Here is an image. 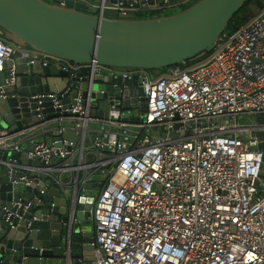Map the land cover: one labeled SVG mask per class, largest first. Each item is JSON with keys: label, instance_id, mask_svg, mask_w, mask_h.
Listing matches in <instances>:
<instances>
[{"label": "built area", "instance_id": "built-area-1", "mask_svg": "<svg viewBox=\"0 0 264 264\" xmlns=\"http://www.w3.org/2000/svg\"><path fill=\"white\" fill-rule=\"evenodd\" d=\"M80 1L102 15L107 9L119 15L148 6L145 0ZM188 1L156 0L149 8ZM1 36L0 28V71L5 73L0 98L19 95L5 91L15 82L14 57H26V63L37 58L70 76L61 89L24 93L26 109L14 117L20 124L0 127V169L6 167L8 180L10 171L21 172L4 192L17 190V179L32 183L36 190L22 203L25 212L30 204L44 206L40 195L55 182L69 227L79 221L74 216L78 195L95 191L87 214L89 253L70 256L66 231L61 262L42 264H264V2L233 29H223L210 50L156 73L75 63ZM134 73L145 108L131 122L124 119L131 107H121L120 100L139 102L122 93L133 85L100 78L92 89L91 83L96 74L122 78ZM73 80L85 86H74ZM105 84L111 90L106 116L90 115V93L103 92ZM71 90L74 94L63 101ZM43 96L52 107L49 116L41 110ZM241 116L249 121L240 122ZM65 131L76 138L63 136ZM86 182L99 185L87 187ZM54 203L49 201V209ZM20 204L11 196L1 204L9 224L21 215Z\"/></svg>", "mask_w": 264, "mask_h": 264}, {"label": "water", "instance_id": "water-1", "mask_svg": "<svg viewBox=\"0 0 264 264\" xmlns=\"http://www.w3.org/2000/svg\"><path fill=\"white\" fill-rule=\"evenodd\" d=\"M91 1L99 3L101 0ZM119 1L127 3L131 0ZM145 1L149 4L156 2V0ZM242 2L243 0H195L172 13L137 17L134 12H125L114 17L95 13L94 7L87 6L80 0H0V28L6 38L13 43L26 44L38 51L75 63L94 61L103 65L145 68L151 71L175 64L181 59H195L201 51L210 50L213 40L224 29L227 20ZM14 58L18 60L15 64V82L13 85L5 86V91L14 90L19 95L0 98V127L8 125L11 128L20 124V120H14V117L19 115V109L23 111L26 109L24 93L61 89L70 79V76L66 77V71L48 64L42 65L37 58L27 63L26 57ZM9 62L10 59L7 64ZM4 75V71L1 70L0 83ZM54 75L62 80L58 85L53 84ZM100 78L106 81L121 80L127 85H133L124 88L122 93L137 97L139 102L129 104L134 97L131 99L125 97L120 100V105L132 108L131 115L125 116V120L137 121L143 114L145 97L140 86L136 85V73L122 78L120 75L112 77L96 74L91 83L92 89L98 86L97 80ZM71 84L85 86V81L73 80ZM103 88L104 91L101 93L94 91L90 93L89 98L92 101L90 115L106 116L111 90L108 84ZM73 94L74 90H71L63 101ZM41 98L40 104L43 105L41 110L45 112V116L51 115L49 98L46 96ZM16 103L20 107L15 106ZM115 103L118 105L117 101ZM34 105V102L29 104L30 113L35 112ZM31 119L35 120L33 116ZM62 135L76 138L73 131H65ZM30 147V144L25 146V148ZM19 158L28 161L24 154H19ZM20 173L19 170L10 171L9 180ZM9 180L6 167L2 166L0 169V262L8 264L9 260H13L20 264H40L41 258L52 256L59 258L62 255L66 231H69L70 256L78 255L80 250L89 253L90 219L87 214L93 198L91 194L78 195L74 216L79 218V221L72 222L67 227L68 213L65 212L64 198L59 195L58 185L55 182H51L45 193L40 195L44 200V206L33 209V205L30 204L25 212H21L22 203L36 189L32 183L22 185L17 179V190L12 193L4 192L11 187ZM98 185V182L85 184L87 187ZM10 196L21 201L16 209L21 215L11 217V225L3 219L1 209V204ZM51 200L55 203L49 209ZM31 215H34V218H31ZM27 219L28 224H26ZM84 257L89 259L90 255Z\"/></svg>", "mask_w": 264, "mask_h": 264}, {"label": "trees", "instance_id": "trees-1", "mask_svg": "<svg viewBox=\"0 0 264 264\" xmlns=\"http://www.w3.org/2000/svg\"><path fill=\"white\" fill-rule=\"evenodd\" d=\"M195 0H190L187 3L183 4L181 8L189 5L190 3L194 2ZM252 0H243L242 4L240 5V7L237 9V11L235 13H233L229 19L227 20V22L225 23L224 29H228L231 30L233 29L235 26H237L239 23H241L244 19L247 18V12L248 11H256L257 8L259 7L257 5L256 9H248V6L250 7V2ZM259 2V1H258ZM262 2H259V5ZM162 8H156V9H152L151 11H149V13L147 15L144 16H140L137 15L138 10H133L134 13H136V16L138 17H146V16H150V15H157V14H164L165 12L161 11ZM112 16L116 17L118 16L117 13L112 14ZM188 60V59H187ZM163 67L160 68H156V69H162ZM83 70H85V68H82ZM260 147H263V144H260Z\"/></svg>", "mask_w": 264, "mask_h": 264}, {"label": "rangeland", "instance_id": "rangeland-1", "mask_svg": "<svg viewBox=\"0 0 264 264\" xmlns=\"http://www.w3.org/2000/svg\"><path fill=\"white\" fill-rule=\"evenodd\" d=\"M261 1L262 3L264 2V0H252L250 2V7L248 6V9H256L257 5L259 6V2ZM183 4H177V5H173V6H168V7H163L161 11L165 12V13H172V12H175V11H178L179 9H181ZM152 9L151 8H148V9H139L138 10V13L137 15H140V16H144V15H147L149 13V11H151ZM106 13V11H105ZM116 12H112V14H114ZM139 17V16H138ZM1 37H4L6 40L10 41L8 38H6V36L3 34V36ZM21 47L23 48H26V47H29L28 45L24 44V45H21ZM152 72L153 73H156V69H152ZM132 113V108H130L129 110V115ZM239 121L240 122H246V121H249V118L245 119L244 116H241L239 117ZM94 125V122H89V126H92ZM106 174V172L104 173ZM93 178H100L98 177L96 174H93ZM87 193L89 194H95V191L93 188L91 189H87ZM63 249V247H62Z\"/></svg>", "mask_w": 264, "mask_h": 264}, {"label": "crops", "instance_id": "crops-1", "mask_svg": "<svg viewBox=\"0 0 264 264\" xmlns=\"http://www.w3.org/2000/svg\"><path fill=\"white\" fill-rule=\"evenodd\" d=\"M151 4H152V3H151ZM151 4L148 3L147 8H142V9H148L149 6H151ZM151 9H153V8H151ZM105 11H106V13H104L105 15H107V16H112V12H113V10L107 9V10H105ZM114 12H115V11H114ZM100 73H101V74H104L105 72H104L103 69H100ZM52 78H53V84H54V85H58L59 83L62 82V80H60L59 77H57V76H55V75H54ZM61 260H62L61 256H60L59 258H58V257H55V256H52V257H48V258H41V259H40V263H41V264H42V263H48V262L59 263V262H61ZM71 260L73 261L74 259L72 258ZM8 264H20V263H18V262H16V261H13V260H9Z\"/></svg>", "mask_w": 264, "mask_h": 264}]
</instances>
